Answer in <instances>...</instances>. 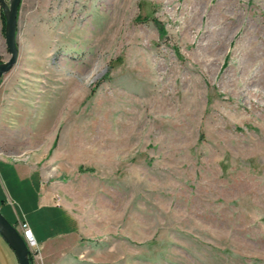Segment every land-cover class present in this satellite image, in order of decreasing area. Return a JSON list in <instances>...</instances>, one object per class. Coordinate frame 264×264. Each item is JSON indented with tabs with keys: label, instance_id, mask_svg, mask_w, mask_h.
<instances>
[{
	"label": "rangeland",
	"instance_id": "obj_1",
	"mask_svg": "<svg viewBox=\"0 0 264 264\" xmlns=\"http://www.w3.org/2000/svg\"><path fill=\"white\" fill-rule=\"evenodd\" d=\"M17 40L0 212L34 264H264V0H22Z\"/></svg>",
	"mask_w": 264,
	"mask_h": 264
},
{
	"label": "water",
	"instance_id": "obj_2",
	"mask_svg": "<svg viewBox=\"0 0 264 264\" xmlns=\"http://www.w3.org/2000/svg\"><path fill=\"white\" fill-rule=\"evenodd\" d=\"M22 0H0V6L5 17V38L10 59L0 63V79L15 67L19 60L17 40L18 17ZM0 235L15 252L19 264H32L30 250L20 231L0 212Z\"/></svg>",
	"mask_w": 264,
	"mask_h": 264
},
{
	"label": "crops",
	"instance_id": "obj_3",
	"mask_svg": "<svg viewBox=\"0 0 264 264\" xmlns=\"http://www.w3.org/2000/svg\"><path fill=\"white\" fill-rule=\"evenodd\" d=\"M28 167V171L29 169L32 170L31 174H35L37 173L39 170L37 169V167L34 165V164H31V166H26ZM43 179V178H42ZM46 191V190H45ZM50 195L51 197L55 198L54 197V194L52 192H47L46 191V196L47 195ZM57 200V199H56ZM59 201V200H57ZM62 208H63V211L66 215V218L67 220L69 221V225H70V235H73L77 232L78 230V224H77V221H76V218L73 216L72 212H70V210L67 208V206H64V205H61ZM27 221V220H26ZM29 223V222H28ZM17 224L19 226V222L17 221ZM30 224V223H29ZM31 226V225H30ZM35 234V232H34ZM37 240H38V243H39V246L40 247H45L48 243H49V238H47L46 236H44L43 234H40L38 232V235H37ZM11 253V252H10Z\"/></svg>",
	"mask_w": 264,
	"mask_h": 264
},
{
	"label": "built area",
	"instance_id": "obj_4",
	"mask_svg": "<svg viewBox=\"0 0 264 264\" xmlns=\"http://www.w3.org/2000/svg\"><path fill=\"white\" fill-rule=\"evenodd\" d=\"M19 231L30 250V256L39 251L40 246L30 224L24 220L19 222Z\"/></svg>",
	"mask_w": 264,
	"mask_h": 264
},
{
	"label": "trees",
	"instance_id": "obj_5",
	"mask_svg": "<svg viewBox=\"0 0 264 264\" xmlns=\"http://www.w3.org/2000/svg\"><path fill=\"white\" fill-rule=\"evenodd\" d=\"M2 16H3V19H4V21H5V17H4V14H3V12H2ZM0 63H1V61H0ZM30 259H31V262H32V264H34L33 263V259H32V257L30 256Z\"/></svg>",
	"mask_w": 264,
	"mask_h": 264
}]
</instances>
